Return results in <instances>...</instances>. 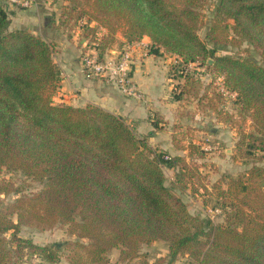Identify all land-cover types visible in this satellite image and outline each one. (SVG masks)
I'll list each match as a JSON object with an SVG mask.
<instances>
[{
    "label": "trees",
    "instance_id": "obj_1",
    "mask_svg": "<svg viewBox=\"0 0 264 264\" xmlns=\"http://www.w3.org/2000/svg\"><path fill=\"white\" fill-rule=\"evenodd\" d=\"M207 1L67 0L63 14L106 29L111 38L103 51L121 30L126 43L147 36L155 55L161 50L184 64L211 60L236 95L239 113H250L253 130L240 133L238 151L244 148L248 157L264 153V65L250 57L216 56L217 46L245 42L264 63V0H219L206 35L211 48L198 36ZM8 27L0 5V173L20 171L43 188L0 210V264H19L35 254L57 262L51 248L59 244L39 246L17 234L23 226L47 231L59 225L77 238L66 244L69 264H106L113 249L120 250V261L132 260L141 245L156 241L168 244L166 264L184 254L198 264H264V167L253 165L218 189L222 206L231 209L225 224L192 215L173 190L184 191L199 176V148L188 144L186 157H170L101 107L54 104L60 74L52 45ZM184 81L175 100L197 83ZM193 95L199 96L197 90ZM165 169H177L172 187ZM11 191L18 193L0 182L1 195Z\"/></svg>",
    "mask_w": 264,
    "mask_h": 264
},
{
    "label": "rangeland",
    "instance_id": "obj_2",
    "mask_svg": "<svg viewBox=\"0 0 264 264\" xmlns=\"http://www.w3.org/2000/svg\"><path fill=\"white\" fill-rule=\"evenodd\" d=\"M41 1V7L43 9H49L53 6L59 9L58 14L60 13V15L58 23L67 30L65 33L69 35L75 30L76 26L82 29L80 37L88 41L83 53L88 49L94 48L98 52H103L102 55L105 56L104 54L107 53V51L117 49L115 53H113L114 55L124 48V46L120 48L114 46L117 43L118 35L124 38L121 30L115 33L114 41L109 44L107 49L104 48L105 50L103 51L102 47L110 41L111 38L106 29L97 25L94 27L95 23L88 22L85 17L78 21L67 19L66 15L63 14L65 6H68L67 0ZM218 1L219 0H208L201 11L203 14V24L198 31V36L206 43L207 48L212 47L206 35L210 29L213 11ZM0 5L7 13L9 31L25 29L37 35L32 32L30 24L26 28L22 27V20L25 17H29L31 12L35 10L34 2H31L30 6L26 8L11 4L7 0H0ZM92 27L95 28L94 34L88 31V29ZM216 49V56L250 57L259 64L264 65L260 54L245 42L238 46L220 45L217 46ZM83 53L81 54L80 60ZM175 57L177 61L172 63L173 74L182 77L184 80L185 78H189L197 83L194 85V89L190 94H186L185 98L182 100L188 105L195 107V112L191 111V113H193L189 115V125H180L172 132H175L176 140L179 139L180 141L181 138V140L186 142L185 144H195L200 152L203 153V157L194 161L199 176L196 174V178L193 177L194 179L189 182V185H186L184 191L178 188H174L173 191L187 204L188 210L192 215L202 219H208L213 225L225 224L226 214L231 213V209L229 206H222V202L218 196V189L226 188L229 180L235 179L239 175H244L253 165L264 167V153L254 151L252 156L248 157L243 154V152H246L244 148L241 152L238 151L237 143L240 133H250L253 130L250 113H239L236 95L229 92L225 87L224 75L213 69L211 66L212 61L197 60L193 63L184 64L181 58ZM184 86L185 81L176 86L175 90H173L172 97L178 96L181 88ZM187 87H190V85H187ZM195 90H197L199 96L195 97L193 95ZM195 114L198 116L203 114L201 120L205 117L208 119H205L203 125H201L199 124V122H201L200 119L194 117ZM199 127L202 128V131ZM145 138L147 139V137ZM187 154L188 148L186 147V156ZM168 155L171 157L170 154ZM176 172L177 169L164 170L167 179L166 184L168 186L172 187L174 174ZM0 180V182L11 184L14 189L18 190V193H13L11 191L6 196L0 194V210L3 209L7 202H12L20 196L35 194L43 188L42 183L16 170L3 169L0 173ZM191 183H193V185ZM13 218L15 219V217ZM17 235L20 238L31 240L34 244L39 246L51 247L53 244H59L58 248H51L58 257L57 262L48 263L39 254L32 255L31 257L25 254L27 256L19 258V264H69L67 261L68 251L66 249V244L77 240L75 236L68 233V228L65 225H59L47 231H40L32 226H23ZM7 238L9 239V236ZM119 255V249L110 251L107 255L108 261L106 264H153L159 260H163V264H166L169 260L168 244L164 241H156L150 245H141L138 257L132 260L120 261ZM172 264L198 263L194 257L184 254L178 256Z\"/></svg>",
    "mask_w": 264,
    "mask_h": 264
},
{
    "label": "crops",
    "instance_id": "obj_3",
    "mask_svg": "<svg viewBox=\"0 0 264 264\" xmlns=\"http://www.w3.org/2000/svg\"><path fill=\"white\" fill-rule=\"evenodd\" d=\"M29 1L34 2L35 10L22 20V27L26 28L30 24L32 32L52 45L53 61L60 74L53 95L54 104L101 107L122 117L139 138L147 137L151 147L171 156L186 157L188 144L181 138L180 141L176 140L175 132L172 131L180 125H189V115L195 112V107L172 97L175 87L184 81L172 72V63L177 61L175 56L162 53L161 50L157 55L151 53V41L147 36L128 44L118 35L114 45L116 48L131 45V76L142 94L141 99L126 97L107 81L90 79L83 74L80 57L88 41L80 37L82 29L76 26L68 35L65 33L67 30L58 23L59 9L54 6L43 9L41 0ZM116 50L111 49L104 55H113ZM201 116L195 114L194 117L200 119L199 124L203 125L208 118L201 120Z\"/></svg>",
    "mask_w": 264,
    "mask_h": 264
},
{
    "label": "built area",
    "instance_id": "obj_4",
    "mask_svg": "<svg viewBox=\"0 0 264 264\" xmlns=\"http://www.w3.org/2000/svg\"><path fill=\"white\" fill-rule=\"evenodd\" d=\"M9 3L26 8L29 0H7ZM133 52L126 45L114 55L101 56L96 49H88L81 58L83 74L87 78L107 81L126 97L141 99L142 94L132 80ZM33 264V263H31Z\"/></svg>",
    "mask_w": 264,
    "mask_h": 264
}]
</instances>
